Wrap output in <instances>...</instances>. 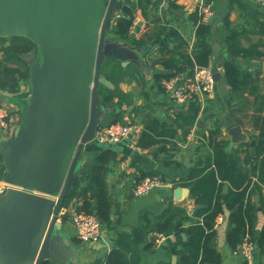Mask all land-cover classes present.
<instances>
[{
    "label": "crops",
    "instance_id": "crops-1",
    "mask_svg": "<svg viewBox=\"0 0 264 264\" xmlns=\"http://www.w3.org/2000/svg\"><path fill=\"white\" fill-rule=\"evenodd\" d=\"M202 3L209 5L215 13L209 23L211 33L204 40L206 53L209 52L206 65L214 74H221V78L203 103L197 101L200 105L197 123L185 138L180 118L189 115L195 102L177 101L172 92L166 90L164 82L178 79L176 85H179L180 79L192 73L191 68H186L181 53L188 52L193 58L194 52L202 50L198 35ZM127 6L134 10L131 29L126 34L109 30L107 41L128 47L139 60H129L124 65L107 58L102 76L111 82V86L101 85L98 95L105 108L101 124L121 121L137 125L139 129L117 144L91 141L85 145L80 157L81 167L75 176L81 178V175L103 167L111 201L109 212L101 220L102 238L97 242H82L76 235L73 221L86 197L79 189L88 185L80 181L79 194L71 204L63 205L59 216L63 249L58 258L47 261L56 264H178L191 239L187 228L203 220L195 216L200 207L196 205L190 188L181 187L187 189L188 194L177 199L176 190L180 186H174L173 182L189 179L199 168L201 159L211 153V132H216L213 138L226 142L230 162L239 173L246 174L248 180L252 179L248 194L256 248L253 258L246 260L228 244L227 234L232 224L229 220L231 212L226 211L214 224L215 244L221 255L219 264H264V254L256 246V239L264 230V186L259 174H252L254 168L260 167L264 161V6L257 0H121L116 15L123 13ZM156 21H164L169 32L155 36L152 25ZM136 23L144 24L145 28L151 25L148 32L153 37L149 42L139 43L141 34ZM170 30L176 31L178 37ZM231 35L237 38L236 46L250 50L251 56L231 53ZM5 57L4 52H0L6 68H18L11 61L13 58L6 60ZM108 61H111L110 65H107ZM228 61L235 63L240 72V86L236 90L225 75ZM24 62L25 66L19 70L30 71L29 81H19L18 92H12L9 85L0 88V106L11 112L8 128L0 127V131L8 134L6 137L0 134V156L5 176L7 167L2 150L5 144L19 139L31 116V71L38 59ZM148 126H156L164 133L159 138L161 142L140 144ZM234 126L242 128L244 141L232 140L228 132ZM5 176L0 179V194L8 187ZM149 176H158L171 186L136 196L135 187ZM259 185L262 189H257ZM231 189L232 184L224 182L222 193ZM91 201L92 207L96 208L97 202ZM175 207L183 208L188 218L177 216L168 234L158 241L157 234L160 233L153 229L156 217Z\"/></svg>",
    "mask_w": 264,
    "mask_h": 264
},
{
    "label": "water",
    "instance_id": "water-1",
    "mask_svg": "<svg viewBox=\"0 0 264 264\" xmlns=\"http://www.w3.org/2000/svg\"><path fill=\"white\" fill-rule=\"evenodd\" d=\"M119 1L0 0V35L38 49L24 57L38 59L31 116L19 139L2 150L8 187L0 194V264H44L60 256L59 216L105 113L99 87L111 82L102 76L103 64L139 60L128 47L107 41ZM220 78L214 74L215 82ZM228 133L234 142L245 140L240 126ZM187 194L176 190L177 199Z\"/></svg>",
    "mask_w": 264,
    "mask_h": 264
},
{
    "label": "trees",
    "instance_id": "trees-1",
    "mask_svg": "<svg viewBox=\"0 0 264 264\" xmlns=\"http://www.w3.org/2000/svg\"><path fill=\"white\" fill-rule=\"evenodd\" d=\"M133 8L126 7L123 13H120V18H116L113 25L111 24V31L117 34H126L131 29L133 24ZM264 13V10H263ZM229 24V21H228ZM207 25H200L198 27V35L201 42L202 50L200 52H194L193 58L188 52L181 53V58L184 61L186 68L193 71L195 63L199 66H207L209 52L206 53L207 47L204 43L205 37L211 33V27ZM155 36L168 33L169 29L164 21L153 22ZM148 26L144 32L140 35L139 43H147L153 36L150 35ZM173 36L178 37L176 31L170 30ZM230 51L234 56H251L250 50L244 49L240 46H236V36H230ZM185 44V43H184ZM186 45V44H185ZM36 50V45L30 41L16 37L7 39L6 37L0 38V52H4L6 60L16 58L22 60V57L27 54H31ZM259 55V53L253 52ZM111 61H108L107 65H110ZM184 69V68H180ZM116 67L113 68V75L116 73ZM179 70V71H180ZM191 71V72H192ZM192 74V73H191ZM225 75L233 89H238L240 86V72L238 67L233 62L225 63ZM30 77V71L22 72L18 69L6 68L0 59V88L5 89L9 85L12 92H18L19 81L22 79H28ZM195 102L188 116L180 118V125L183 129V135L186 138L191 129L195 127L200 112V105ZM164 136V133L159 132L158 127L148 126L143 132L141 139V145H154L158 144L162 140L159 139ZM213 136H216V132H211V141L209 147L211 153L208 157L201 159L198 163L199 168L192 172V175L187 180H176L173 182L174 186L190 188L191 195L195 199V203L199 206V210L196 212V217L203 220L201 223L192 224L187 228V234L191 236L190 242L186 245V251L182 255L178 264H219L221 261V255L218 252L215 244V230L214 224L217 219L226 214V211L231 212L229 220L232 224V228L228 231L227 242L233 248L234 251H238L244 237L249 232L253 236L252 224L253 215L252 207L249 202V187L251 180H248L246 174L239 173L229 160V156L226 152V142L217 141ZM205 145V144H204ZM202 149V148H201ZM102 168L95 169L91 174H83L80 177H74L71 186L68 190L64 205L68 206L73 201V198L77 196L79 183L84 181L88 183L86 187L80 188L81 194L85 193V203L78 213L85 211L90 214H95L100 220L106 215L111 208V201L108 195L105 178L102 172ZM254 175L259 174V178L264 186V161L260 167H256L253 170ZM5 176V167L3 159L0 156V179ZM224 182H230L233 186L228 193H222V187ZM257 189H262L259 185ZM249 193V194H248ZM97 202L96 208L92 207V201ZM187 213V212H186ZM179 216L183 219L188 217L185 215L183 208L175 207L168 209L156 217L154 222V228L156 233L168 234L173 226L175 218ZM256 246L264 254V230L261 236L256 239ZM112 259V258H111ZM44 264H56L52 261H46Z\"/></svg>",
    "mask_w": 264,
    "mask_h": 264
},
{
    "label": "built area",
    "instance_id": "built-area-1",
    "mask_svg": "<svg viewBox=\"0 0 264 264\" xmlns=\"http://www.w3.org/2000/svg\"><path fill=\"white\" fill-rule=\"evenodd\" d=\"M259 4L264 6V0H257ZM201 19L200 25L209 24L214 18V11L205 3L199 7ZM120 18V14L114 17ZM113 20V21H114ZM139 26V34L144 32L145 25L136 23ZM178 79L167 80L164 82L166 90L172 92L173 97L182 103L204 102L215 89L214 72L209 66H199L195 64L192 74L180 79L181 83L176 85ZM10 110L5 106H0V127L8 128V118L10 117ZM139 127L131 123H124L121 121L101 124L94 136L93 141L98 143H120L137 131ZM171 186L162 181L158 176L145 177L135 187L134 194L136 196H144L153 190L161 189ZM76 235L82 242H97L102 238V222L95 214H90L81 211L76 214ZM158 241L163 240L165 235L157 234ZM255 239L248 232L243 239V242L238 250L246 260H251L255 254Z\"/></svg>",
    "mask_w": 264,
    "mask_h": 264
},
{
    "label": "rangeland",
    "instance_id": "rangeland-1",
    "mask_svg": "<svg viewBox=\"0 0 264 264\" xmlns=\"http://www.w3.org/2000/svg\"><path fill=\"white\" fill-rule=\"evenodd\" d=\"M3 37H6L7 39H10V38H16L15 36H11V35H7V36H1L0 35V38H3ZM37 52H38V49H37V46H36V50L35 51H33L31 54H29L30 56L31 55H33V54H37ZM28 55V56H29ZM12 62H13V64L14 65H16L18 68V70L19 69H23V66H25L24 65V60L22 61V60H18V59H16V58H13L12 60H11ZM32 72H33V67H32V71H31V81H32ZM25 80V82H28L29 81V78L28 79H24ZM29 84H30V82H29ZM25 86H27V83H25ZM0 134H2V136H8V134H5V133H3L2 131H0Z\"/></svg>",
    "mask_w": 264,
    "mask_h": 264
}]
</instances>
